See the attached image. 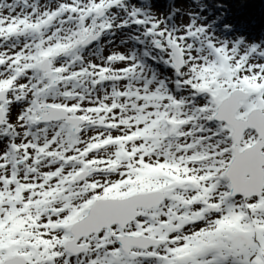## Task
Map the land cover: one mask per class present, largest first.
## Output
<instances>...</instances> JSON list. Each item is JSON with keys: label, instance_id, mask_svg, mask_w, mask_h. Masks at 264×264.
Listing matches in <instances>:
<instances>
[{"label": "snow or ice", "instance_id": "6c2138e0", "mask_svg": "<svg viewBox=\"0 0 264 264\" xmlns=\"http://www.w3.org/2000/svg\"><path fill=\"white\" fill-rule=\"evenodd\" d=\"M156 3L0 0V264H264V43Z\"/></svg>", "mask_w": 264, "mask_h": 264}, {"label": "trees", "instance_id": "16d2710c", "mask_svg": "<svg viewBox=\"0 0 264 264\" xmlns=\"http://www.w3.org/2000/svg\"><path fill=\"white\" fill-rule=\"evenodd\" d=\"M166 1L157 0L156 7L162 10L160 6H165ZM203 3L201 14L215 21L214 28L220 33L264 42V0H203Z\"/></svg>", "mask_w": 264, "mask_h": 264}, {"label": "rangeland", "instance_id": "374dc122", "mask_svg": "<svg viewBox=\"0 0 264 264\" xmlns=\"http://www.w3.org/2000/svg\"><path fill=\"white\" fill-rule=\"evenodd\" d=\"M160 7H161L160 9H162V10H161V14H166L167 11H168V9H169V3H168V0L166 1L165 6L163 5V6H160ZM183 7H184L185 10H187L188 7H190V6H188V5H183ZM186 21H187V18L184 17V18H183V22H186ZM176 22H177L178 24L181 23V22H182L181 17L177 16ZM215 30H216V29H215ZM216 31L220 33V30H216ZM219 33H218V35H219ZM223 35L226 36V37H228L229 39H232V38H234V37H242V36H227L226 33H223ZM244 38H245L246 40H250V41H253V42H261L260 40L256 41V40H251V39L246 38V37H244ZM119 39H126V37H125V36H121V37H119ZM261 43H264V42H261ZM130 46H131V45H129V47H130ZM113 50L127 51V48H125V47H123V46H117V47H115V48H109V49H108V51H113ZM165 71H167V70L165 69Z\"/></svg>", "mask_w": 264, "mask_h": 264}]
</instances>
